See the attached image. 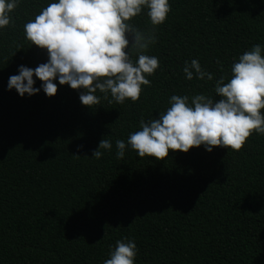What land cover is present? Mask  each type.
<instances>
[{
    "label": "trees",
    "instance_id": "1",
    "mask_svg": "<svg viewBox=\"0 0 264 264\" xmlns=\"http://www.w3.org/2000/svg\"><path fill=\"white\" fill-rule=\"evenodd\" d=\"M46 3L21 0L0 30V264H103L125 237L137 245L135 264H264V135L253 132L239 151L200 146L163 160L130 148L118 159L115 148L169 96L215 97L234 58L264 45V0H170L146 52L159 60L150 86L123 104L97 91L91 108L58 81L53 97L6 90L18 66L47 60L23 27ZM130 22L153 27L144 14ZM192 59L212 81L184 78ZM102 138L113 147L92 158Z\"/></svg>",
    "mask_w": 264,
    "mask_h": 264
},
{
    "label": "clouds",
    "instance_id": "2",
    "mask_svg": "<svg viewBox=\"0 0 264 264\" xmlns=\"http://www.w3.org/2000/svg\"><path fill=\"white\" fill-rule=\"evenodd\" d=\"M20 3L0 0V30L10 24V14ZM170 10V0H47L23 26L25 38L46 50L47 60L35 68L18 66L6 90L14 89L20 97L42 90L53 97L58 81L78 90L81 104L90 108L100 101L97 91L105 99L110 94V103L135 102L142 86H150L146 75L159 67L158 58L146 52L156 42L155 26L166 21ZM141 14L148 17L151 29L141 30L130 22ZM182 72L188 81L214 78L197 59L185 61ZM214 93L215 97L169 96V106L158 118L141 119L126 141H115L116 157L123 158L126 148L139 158L158 160L168 157L170 150L187 153L200 146L207 152L214 146L239 151L253 132L264 135V45L254 44L234 58L230 74L215 80ZM112 147L102 138L91 157L100 159L101 150ZM137 253L134 239L125 237L110 246L103 264H135Z\"/></svg>",
    "mask_w": 264,
    "mask_h": 264
}]
</instances>
